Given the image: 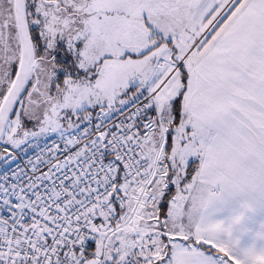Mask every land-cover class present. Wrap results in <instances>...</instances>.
Listing matches in <instances>:
<instances>
[{"label": "snow or ice", "instance_id": "snow-or-ice-1", "mask_svg": "<svg viewBox=\"0 0 264 264\" xmlns=\"http://www.w3.org/2000/svg\"><path fill=\"white\" fill-rule=\"evenodd\" d=\"M0 264H264V0H0Z\"/></svg>", "mask_w": 264, "mask_h": 264}]
</instances>
